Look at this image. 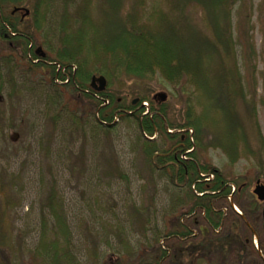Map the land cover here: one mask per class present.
Returning <instances> with one entry per match:
<instances>
[{
  "label": "trees",
  "instance_id": "obj_1",
  "mask_svg": "<svg viewBox=\"0 0 264 264\" xmlns=\"http://www.w3.org/2000/svg\"><path fill=\"white\" fill-rule=\"evenodd\" d=\"M250 1L149 0L141 14L132 8L128 16L114 21L111 28L104 30L106 36L102 40L90 39V30L84 28L71 35L64 23L60 25L61 46L50 48L53 55L41 58L34 38L45 22L44 15L39 19V7L33 12L35 32L31 33L20 29L26 19L19 17L20 13H13L25 0H0V92L5 80L13 81L14 66L22 65L45 72L53 87H70L87 99L94 109L95 127L112 129L118 120L134 119L149 166L162 171L184 194L177 201L184 210L182 219L152 242L146 240L138 248L132 247L125 232H120L125 231L124 227L110 230L104 236V244L112 249L111 238H115L124 251L114 264H195L201 262L198 255L223 254L234 243H240L245 250L250 248L255 256L261 252L264 257L262 249L255 250L251 241L254 227L262 224L264 235L255 197L247 186L229 181L218 169L202 163L196 152L198 143H203L205 116L200 118L195 113L194 97L204 100L206 111L213 109L224 126L221 137L211 146L222 149L231 163L242 152L246 153L257 160L260 169L257 179H264V137L257 122L255 102L247 97L241 83L233 35V14L237 11L249 27L242 44L244 58L257 56L248 37L253 12ZM9 7L11 13H5L3 8ZM73 17L76 24L81 20L84 23L78 13ZM3 45L11 52L10 56L2 54ZM98 76L106 79L109 88L113 84L122 86L126 80L149 82L156 76L163 78L175 95L186 96L184 123L170 121L166 103L156 105L150 98L140 96L137 104L134 101L123 104L108 89L96 92L91 82ZM104 101L108 107H102ZM239 101L243 103L246 111L243 119L251 124L252 134L242 126ZM143 103H148L149 108ZM8 117L7 106L0 102V138L6 133L7 125L12 124ZM153 136L164 143L163 148L150 140ZM251 137L255 140L253 144ZM19 181L18 174L0 164V264H84L74 253V233L55 177L45 184L37 245L30 249L25 238L16 235L10 220L14 202L21 199ZM231 196L235 201L228 204ZM233 204L242 210L241 215L233 211ZM134 214L143 218L137 208ZM193 227L198 231L197 236H193ZM97 239L99 243L88 238L91 246L87 250V264H103L100 249L103 237L99 234ZM251 264L264 262L257 259Z\"/></svg>",
  "mask_w": 264,
  "mask_h": 264
},
{
  "label": "rangeland",
  "instance_id": "obj_2",
  "mask_svg": "<svg viewBox=\"0 0 264 264\" xmlns=\"http://www.w3.org/2000/svg\"><path fill=\"white\" fill-rule=\"evenodd\" d=\"M148 1L25 0L18 8L29 10L30 15L22 18V14H18L23 20L26 19L20 29L35 32L33 12L38 6L39 19L44 15L45 22L43 29L34 35L36 50L41 49L46 55H53L50 48L61 46L60 25L66 23V29L71 35L79 28H84L90 30V39L102 40L106 36L104 30L111 28L114 21L128 16L132 8L141 14L147 8ZM250 2L253 4V12L248 37L252 40L257 56L248 60L244 58L242 44L249 27L244 16L237 11L233 14V35L241 83L247 97L255 102L257 122L264 137V104L261 103L264 101V0ZM11 9L3 8L9 14ZM77 13L84 19L83 24V20L79 24L73 21ZM1 48L3 55H11L6 46ZM13 69V81L5 80L0 92V102L7 106L8 120L12 123H7L8 129L0 138V156L3 158L0 164L20 176L17 189L21 199L14 202L10 221L16 235L25 238L28 248H34L38 243L41 202L45 184L51 177L56 178L65 204L74 233V253L79 262L87 264V250L91 246L88 238L97 242L99 234L103 237L100 247L102 263L114 264L119 261V254L123 256L124 251L117 239L111 238L112 249L104 244V236L110 230H116V227L125 228V231L120 232H125L132 247L146 243V240L152 242L156 236L167 233L184 213L177 203L184 194L180 188L171 184L167 175L149 166L135 120H118L112 129L95 127L92 104L72 88L53 87L49 76L43 71L31 70L22 65H16ZM106 89L123 104L133 101L139 103L140 96L153 100L157 94L165 93L167 100L164 103L168 107L170 121L184 123L186 96L175 95L170 85L159 76L149 82L126 80L122 86L113 84L109 88L107 85ZM154 102L156 105L161 104ZM205 104L201 98L194 97L195 113L200 118L205 116L203 143L199 142L196 149L201 162L218 169L229 181H236L241 187L247 186L259 204L261 214L263 203L253 194L258 181L264 184L263 178L257 179L260 170L257 160L242 152L236 162L231 163L222 149L211 146L221 137L224 126L213 109L206 111ZM242 104L239 101L240 120L242 126H246L252 134L251 124H248L246 118L243 119L246 111ZM108 105L106 101L102 103V107ZM143 106L149 108L148 103H143ZM190 134L193 135V131ZM156 137L150 140L156 141L163 148L164 143ZM250 141L255 143L254 137ZM231 192H235V187ZM233 201L235 198L229 197L228 204ZM232 207L234 212L242 214L237 205L233 204ZM136 208L143 218L134 214ZM192 229L193 236H197V229ZM253 233L252 245L255 250L262 249L264 253L263 225L254 227ZM259 255V252L255 256L250 248L245 250L240 243H234L223 254L214 252L208 257L198 255L197 260L201 259V262L196 261L195 264H251L262 259Z\"/></svg>",
  "mask_w": 264,
  "mask_h": 264
},
{
  "label": "water",
  "instance_id": "obj_3",
  "mask_svg": "<svg viewBox=\"0 0 264 264\" xmlns=\"http://www.w3.org/2000/svg\"><path fill=\"white\" fill-rule=\"evenodd\" d=\"M13 13H21L22 18H25L26 16L30 15V11L23 8H16ZM37 55L41 58H45L46 54L42 52L41 49L37 50ZM97 83L99 86H97ZM91 87L96 92H104L107 88V81L104 77H93L91 82ZM154 101H158L160 103H164L167 100V95L165 93H159L153 98ZM137 101H134V104H136ZM253 194L257 197L258 201L264 202V184H262L260 181L257 182L256 187L253 191Z\"/></svg>",
  "mask_w": 264,
  "mask_h": 264
},
{
  "label": "flooded vegetation",
  "instance_id": "obj_4",
  "mask_svg": "<svg viewBox=\"0 0 264 264\" xmlns=\"http://www.w3.org/2000/svg\"><path fill=\"white\" fill-rule=\"evenodd\" d=\"M263 204V211H262V213H261V215H262V219H263V223H264V202H262ZM259 254L261 255V257H262V260H263V262H264V257L262 256V253L261 252H259Z\"/></svg>",
  "mask_w": 264,
  "mask_h": 264
}]
</instances>
